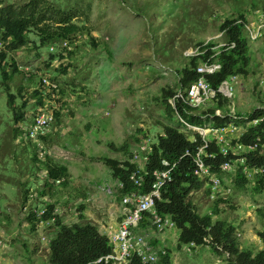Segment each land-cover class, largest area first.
Listing matches in <instances>:
<instances>
[{"label": "rangeland", "instance_id": "obj_1", "mask_svg": "<svg viewBox=\"0 0 264 264\" xmlns=\"http://www.w3.org/2000/svg\"><path fill=\"white\" fill-rule=\"evenodd\" d=\"M0 2L19 8L28 0ZM45 3L48 22L54 23L63 12L72 23L86 26L91 36H74L70 44L73 55L68 57L60 43L50 44L53 50L48 44L39 45L37 32L31 29L26 34L27 43L8 54L26 75L14 73L5 80L0 70V264H47L46 248L55 229L50 223L41 224L36 232L29 231L28 206L40 211L52 204L65 224L89 223L81 219L83 210L94 216L104 208V216H109V204L119 206L120 197L117 181L103 162L105 157L130 161L142 169L145 153L138 152L134 158V152L140 151V145L150 147L157 142L162 133L158 121L180 129L191 139L194 132L178 115L167 114L161 101L163 89H179V71L193 56L189 53L198 51L197 43L225 42L219 30L225 18L243 14L248 23L257 25V18L264 13V0ZM61 53L67 57L63 61ZM247 55V74L237 75L233 82L234 104L246 115L264 106V84L260 85L264 79V30L258 40L247 41ZM47 85L58 87L56 99L61 104L52 103L47 95L49 102L42 98L43 105H52L59 112L44 141L45 156L67 167L69 175L66 183L50 188L43 186L42 167L34 158L38 152L23 139L22 132L15 133L12 110L19 111L26 102L22 110L27 123L40 107L33 92L46 90ZM9 94L14 97L11 106ZM209 111L206 107L201 113ZM121 146L123 150H118ZM218 177L222 185L219 197L225 203L217 214L212 210L206 180L203 187L191 192L190 200L200 215L211 214L212 221L233 226L238 246L255 254L262 246L257 232L264 228V194L253 191V179L240 186L233 172H222ZM25 197L27 203H23ZM141 230L148 240L167 236L159 248L170 250L171 264L174 260L176 264H225L226 257L211 246L189 251L188 246L179 245L175 228L158 233L147 224Z\"/></svg>", "mask_w": 264, "mask_h": 264}, {"label": "trees", "instance_id": "obj_2", "mask_svg": "<svg viewBox=\"0 0 264 264\" xmlns=\"http://www.w3.org/2000/svg\"><path fill=\"white\" fill-rule=\"evenodd\" d=\"M46 0H28L23 6L16 8L13 5H2L0 2V70L3 78L9 79L14 73L24 71L19 70L14 58L10 57L9 52L23 47L27 43L26 34L34 29L39 38V45L61 43L67 41L72 43V38L76 35L85 33L87 36L90 31L84 25H77L71 22V18L66 13H59L57 21L54 23L47 21ZM264 8V6H263ZM264 10V9H263ZM247 23L243 14L235 17L225 18L220 24V32L224 36V46L215 50V44L208 41L197 43L199 52L208 48L204 53L197 54L189 58L187 65L179 71V89H186L193 83L198 74L196 73L197 64L209 55H214V59L221 64V68L214 74L206 77L209 84L216 88L224 79L231 75H246L249 58L247 55V41L244 26ZM91 36V35H89ZM92 43L93 37H90ZM212 49H211V48ZM210 48V49H209ZM68 57L73 55V51L67 53ZM59 58L64 57L61 53ZM69 66V64L64 65ZM177 89V90H179ZM177 90L163 89L161 101L165 104V110L169 116L175 112L168 105L167 100ZM38 98V105H43L41 90L35 89L33 92ZM14 97L9 94L8 104L11 106ZM25 101V100H24ZM23 102V101H22ZM60 105V101H57ZM217 106L226 110L227 104L219 99ZM27 103L23 102L19 111L12 107L14 121L16 122L15 133L21 134L20 124L26 121V113L23 108ZM22 110V111H21ZM186 107H178V114L184 118L188 124H200L202 121L194 117ZM209 112H213L210 110ZM254 116H264V110H257ZM59 118V112L55 111V121ZM218 120V119H217ZM162 128V133L158 135L157 142L151 145V150L147 154V161L142 169L130 161H118L109 157L103 159L104 164L109 169L111 176L122 187L118 188L120 202L122 196L135 190L129 176L132 172L138 171L143 175V184L139 191L147 193L150 191L153 181L152 172L164 167L163 162L170 166L175 164L171 170V181L167 183L160 193V198L156 200V210L159 214L169 216L174 222V228L178 233V244L188 245L193 242L195 248L199 246H211L226 257L225 264H264V228L257 232V236L262 243L261 249L255 254L246 248H240L235 237V229L223 221H212L211 214L200 215L196 206L190 200L192 191L203 187L205 180L195 173L193 155L196 148L201 144L200 136L194 134L195 140L189 139L183 131L162 121H158ZM256 136H259L264 143V119L255 127L250 128L240 137V142L247 144ZM46 140V137L43 138ZM30 144V143H29ZM31 145V144H30ZM112 144H110L111 146ZM32 146V145H31ZM113 146V145H112ZM124 146V145H123ZM123 146L117 148L123 150ZM33 147V146H32ZM34 148V147H33ZM35 149V148H34ZM207 155H211L208 156ZM247 165L254 170L253 191L264 194V149L259 152L248 153L246 156ZM41 173H45L44 187H52L55 180L61 179L66 183L69 177L68 169L64 165H58L49 156L40 159L34 155ZM233 157H223L219 153V148L212 142L206 150L204 157L207 164H210L211 172L219 175V165L225 160ZM238 177L240 186L246 184V179L240 171L235 173ZM25 197L23 203H27ZM225 203L224 199L218 197L213 201L212 210L217 214L218 207ZM55 206L52 204L44 208V213L38 215L34 208H29L26 215L29 231L36 232L41 224L51 221L50 227L55 229V234L49 239L46 248L47 264H105L98 259L105 257L112 252V247L106 235L101 234L95 225L86 223L65 224L61 215L54 213ZM84 217H81L83 219ZM149 224L146 220L140 223L139 228H144ZM49 225V224H47ZM204 238L209 243L204 242ZM167 257H161L155 264H168ZM129 264H141L137 257H131Z\"/></svg>", "mask_w": 264, "mask_h": 264}, {"label": "built area", "instance_id": "obj_3", "mask_svg": "<svg viewBox=\"0 0 264 264\" xmlns=\"http://www.w3.org/2000/svg\"><path fill=\"white\" fill-rule=\"evenodd\" d=\"M257 19V25L247 22L244 26L246 37L250 41L258 40L263 34L264 13ZM207 43L208 41L204 42L202 46H206ZM60 46L65 56H67L69 51H72L71 45L66 40L61 42ZM221 46H224V44L221 43L212 48L215 49ZM50 48L53 50L54 46L50 45ZM207 49L205 48L202 52L195 51L189 54L195 56L204 53ZM220 68L221 64L214 59V55L207 56L195 68L198 74L197 79L186 89L177 90L167 100L168 105L178 115L185 127L200 136L201 144L196 148L193 155V162L196 168L195 173L200 178L206 180L209 198L212 201L220 196L222 185L218 174L211 172L210 164H207L204 159L209 145L214 142L223 157H233L225 159L219 165L221 173H237L240 171L246 179H253L254 170L247 165L245 156L248 153L261 152L264 149V143L259 136H256L247 144L239 141L243 133L255 127L264 119V116H254L257 110H264V106L256 107L248 115L240 113L233 101V82L237 76H229L216 88L212 87L206 79L207 76L216 73ZM42 81L47 83L45 79H42ZM263 84L264 79L260 81V85L262 86ZM58 92L59 89L56 85H47L46 90H41L42 97L49 96L52 99V103H57L58 99L56 97L58 96ZM219 99L225 101L227 104L225 112L217 106ZM45 101L49 102L48 97L45 98ZM179 106L191 109L190 113L202 122L194 125L188 124L178 114ZM206 107H209L213 112L202 114L201 110ZM55 108L52 105L37 107L33 117L27 123L24 122L20 127L23 139L35 148L40 159H44L45 157L43 138L47 137L48 130L55 121V111H58ZM191 140H195L194 135ZM139 149L140 151L134 152V158L140 155L138 152L144 151L143 161L145 165L151 146L148 147L144 144L140 145ZM163 165L162 169H156L152 172L153 181L150 191L147 193L139 191L143 184V175L138 171L130 174L129 179L136 191L132 190L130 193L122 196L120 219L106 227V236L109 239L112 252L98 259L97 262L103 261L105 264H129L131 257H137L141 264H155L159 258L168 256V251L165 248L156 249L152 246L146 235L137 232L140 223L144 220L158 233L174 228L172 219L169 216L159 214L155 205L156 200L160 198L161 189L171 181V170L175 164L170 166L164 161ZM61 182V179L55 180V184H60ZM117 185L118 188L122 187L121 183L117 182ZM86 201L88 199H85ZM55 211H57L56 208L54 209V213H56ZM35 212L41 215L44 213V208ZM50 223L51 221L47 222V224ZM204 242L209 243V240L204 238ZM185 246H188V250L191 251L194 249L195 244L191 242Z\"/></svg>", "mask_w": 264, "mask_h": 264}, {"label": "crops", "instance_id": "obj_4", "mask_svg": "<svg viewBox=\"0 0 264 264\" xmlns=\"http://www.w3.org/2000/svg\"><path fill=\"white\" fill-rule=\"evenodd\" d=\"M116 186L118 188L117 183H116ZM97 209H99V207H97ZM102 210L103 211H100V212L95 211L94 212V216H92V213L90 211L83 210L82 211V214H83V217L84 218L82 220H85V221H88L89 223H92L93 225L96 226V228L98 229V231L101 234L106 235V227L109 224H114L121 217V213H122V210H121V202H120V205L119 206L113 205V204H109V209H108V211H110V215L109 216H107V215L104 216V214L106 213V211H105L104 208H102ZM99 214H101L102 216L100 215V217H99ZM74 223H76V222H74ZM141 229L142 228H138V231L137 232L144 235V233L141 232L142 231ZM165 240H167V236L164 237L163 235H158V236H155L154 239H150L149 241L152 244V246H154L156 249H158L160 247L159 245L162 244L163 242H165ZM258 241L261 243V241H260L259 238H258ZM167 251H168V259H169V263H170L172 261V259H171V252H170V250H167ZM173 264H176L175 260L173 261Z\"/></svg>", "mask_w": 264, "mask_h": 264}]
</instances>
